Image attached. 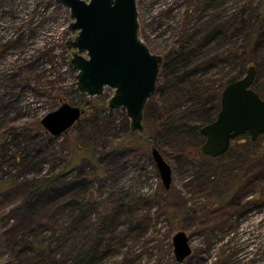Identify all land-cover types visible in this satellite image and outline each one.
<instances>
[{"label": "rangeland", "instance_id": "rangeland-1", "mask_svg": "<svg viewBox=\"0 0 264 264\" xmlns=\"http://www.w3.org/2000/svg\"><path fill=\"white\" fill-rule=\"evenodd\" d=\"M137 8L140 39L163 58L188 36L196 45L214 29L221 36L200 51L204 91L197 97L163 83L144 108L142 130L133 129L124 108L110 107L114 89L80 91L70 9L57 0H0V183L14 182L0 191V264H264V135H240L217 158L192 161L181 153L199 140L191 123L206 115L203 106L212 108L228 79L264 59V47L244 46L262 30L264 0H137ZM223 51L226 63L203 72ZM256 68L252 87L264 98V67ZM92 99L95 108L67 132L47 137L46 114ZM159 120L170 126L167 136ZM75 139L92 148L96 165L70 162ZM150 139L169 155V189ZM41 178L48 186L33 194ZM65 225L68 232L51 237ZM178 231L192 247L181 263ZM34 239H52L50 253L26 248Z\"/></svg>", "mask_w": 264, "mask_h": 264}, {"label": "water", "instance_id": "water-1", "mask_svg": "<svg viewBox=\"0 0 264 264\" xmlns=\"http://www.w3.org/2000/svg\"><path fill=\"white\" fill-rule=\"evenodd\" d=\"M71 11L75 19L70 28L78 31L72 42L77 52L72 58L78 70L80 91L90 95L115 90L111 108H124L134 130L143 129V111L155 93L163 57L153 53L139 37L137 0H57ZM84 53L86 55H84ZM257 68L250 65L247 74L223 90L221 109L210 123L203 126L206 139L203 154L219 157L226 153L234 139L250 133L252 140L264 135V98L252 87ZM85 109L63 103L42 119L52 136L67 132ZM152 156L166 189L172 184V167L161 151L154 147ZM178 262L192 254L185 231L173 238Z\"/></svg>", "mask_w": 264, "mask_h": 264}, {"label": "trees", "instance_id": "trees-1", "mask_svg": "<svg viewBox=\"0 0 264 264\" xmlns=\"http://www.w3.org/2000/svg\"><path fill=\"white\" fill-rule=\"evenodd\" d=\"M263 13H264V11H263ZM238 26L239 25H235L233 27L234 30L236 28L238 29ZM261 29L262 30L260 31L259 34H254L253 36H251L248 39L247 42H245V44H244L245 47H247L251 50H256L259 47H264V19H263V24L261 26ZM216 34H219L216 29H214L210 33L211 38H213V40H214L213 42H215L218 45L220 43L219 38H221V36L219 35V38H218ZM225 35H227V34H225ZM209 40L207 42H205L204 44L196 45V43L195 42L193 43V41H191V39H189V36H188L187 38H184L183 40L179 41L180 44L177 48L175 47L166 56H164L163 62H162L161 67H160L156 91L152 95V97L148 100L147 104H149L150 101L152 99H154L155 95L159 92L162 84L167 83V82H170L172 87H177V85H179V84L183 85L185 88H190L191 90H189V91L193 95L194 94L196 96L200 95L201 91L204 89L203 88L204 83H203L202 79H200V77H198V73H197L198 69L202 65L199 62L201 59V57H199V56H201L200 51L201 50L203 51L204 47L207 46ZM209 44H210V42H209ZM232 46L234 48H236V44H234ZM234 48L232 49L233 52L231 51L232 52L231 57L233 59H237L238 55L236 53H234V50H236ZM198 53H200V54L198 55ZM219 54H222V55H219ZM225 54L226 53H224V51L221 53H216V56L212 57V61L209 62L210 64L208 65V67H206L203 70V72H205L206 70L211 68L213 66V62H214L215 66L219 63H222V62L226 63L227 59L223 57ZM255 62H256V67H258V69L259 68L261 69L262 67H264V59L255 60ZM246 64H245V66H246ZM258 71L260 72V70H258ZM238 77L239 76L231 77L230 79H228L224 83V86H222V87L225 88L229 83L237 80ZM223 88H221V89H223ZM221 89L216 94L215 99L211 98V101H213V103H212L213 107L212 108L211 107L205 108V106H203L204 109L202 112H204V114H206V115L203 116V119L200 121V123L199 124L191 123V126L194 129V132L198 133L199 140L197 143L189 144L188 146H186L185 149L181 150V153L183 155H185L186 157H188L189 159H191L192 161H197L199 159H208V158L212 159L211 156L205 155L201 151L202 145L204 144L205 139H206L205 134L202 132V128L205 124L212 122L216 118L218 112L221 109V95L223 92ZM94 108H95V102L93 99L90 100L84 106V109L86 112L93 110ZM158 123H159L158 127L160 129L159 133H162L163 135L167 136V134L170 133V126L166 122H163L161 120H159ZM181 124L185 125V123L183 121H181ZM45 132L47 133V137H49V138L53 137L47 131H45ZM151 133H152V131H151ZM245 135L246 136H244V137H246V138L251 137L250 133H245ZM71 144H72V149H71V154H70L69 159H70V162L72 164L73 163H79L82 160H85V161L90 160L93 164L96 165L97 160H96L95 156L93 155L92 148L90 146H85L84 144L80 143V141L78 139L73 140L71 142ZM148 146H151V150L154 147L158 148L164 156L169 157V155L165 152L164 148L162 147L161 142L159 143V141L154 142L153 140H151L148 142ZM231 146H232V144H231ZM7 148H9V147H7ZM226 153H224L223 155H225ZM213 158H217V157H213ZM13 185H14V182L11 178L6 179L0 183V191H6L7 189L11 188ZM32 185H33V189H35L33 194L38 195L40 190H43L48 186V179H45V178H41L38 180L35 179V180H33ZM68 231H69L68 225H65L62 227H57V228L54 227L53 231H51V235H52L51 237H62ZM47 240H48V242H45L44 240L37 241L34 239V241L33 240L29 241V243L26 244L25 247L30 249L31 251H34L38 255L46 256V254L50 253V251H51L50 247H52V244H51L52 239L51 240L47 239Z\"/></svg>", "mask_w": 264, "mask_h": 264}]
</instances>
